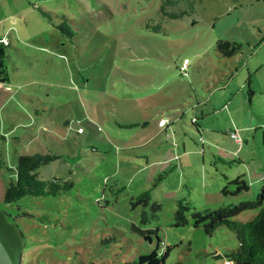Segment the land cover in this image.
Returning <instances> with one entry per match:
<instances>
[{"label":"rangeland","instance_id":"374dc122","mask_svg":"<svg viewBox=\"0 0 264 264\" xmlns=\"http://www.w3.org/2000/svg\"><path fill=\"white\" fill-rule=\"evenodd\" d=\"M160 2L0 0L9 74L0 82V202L19 155L41 146L60 156L40 176L74 183L2 206L23 212L24 264H142L140 254L161 256L167 247L164 264H234L226 255L239 246L236 233L226 224L208 233L192 212L261 191L263 178L252 186L249 174L264 173V0H185L182 16L162 20ZM65 19L73 37L59 26ZM149 19L161 21L160 30L144 28ZM218 39L242 45L227 56ZM213 85L219 89L211 93ZM211 102L217 110L202 117ZM168 107L187 109L184 122L159 124L157 110ZM166 140L170 151L188 154L166 162ZM187 157L194 182L184 168L171 169ZM241 165L249 190L225 195L223 174ZM147 188L157 210L136 197L131 203ZM180 200L191 209L177 226ZM259 210L231 219L247 221ZM134 224L158 229L150 240Z\"/></svg>","mask_w":264,"mask_h":264},{"label":"trees","instance_id":"16d2710c","mask_svg":"<svg viewBox=\"0 0 264 264\" xmlns=\"http://www.w3.org/2000/svg\"><path fill=\"white\" fill-rule=\"evenodd\" d=\"M185 0H161L158 9L160 20L164 16L180 17L186 10L182 8ZM171 8L168 10V8ZM153 19L146 20L143 27L150 30H160L162 22L152 24ZM66 25L67 27H64ZM69 37H73L74 31L65 19L59 25ZM240 42L218 39L216 48L224 55H231L241 47ZM6 58V43L0 37V82L9 80ZM161 120V119H160ZM163 125L167 124V119L164 118ZM161 124V121L160 123ZM60 155L53 153L51 150H44L42 146L34 153H22L18 157L16 165V178H11L7 184L2 202H0V239L4 242L12 259L17 264H24L25 249L28 247V239L25 231L19 224V217L22 215L18 212L16 215L10 214L4 209L3 205H11L17 203L22 197L27 195H57L70 190L74 183L71 180H60L59 178H42L39 173V168L46 163L57 159ZM238 187L234 190H229L228 186L222 188L225 194H239L247 192L250 186L245 180H235ZM232 183V182H230ZM150 188H147L141 194L133 195L136 197L135 202L144 201L145 204H150L151 194ZM184 200V199H183ZM180 200L176 211L177 226L187 223L185 211L191 209L186 201ZM151 206L157 210L160 203L157 201L151 203ZM260 206L258 214L247 221H237L231 217L238 212ZM19 207V206H18ZM195 226H203L206 232L211 233L217 226L226 224L231 230L236 233L239 240V246L227 253V260H231L234 264H264V181L261 186V191L256 199L242 200L238 203L222 205L218 209H214L207 213H201L198 210L192 212ZM138 228H136V227ZM134 228L142 233L146 232L145 237L151 240L150 233L156 231L158 228H149L144 232L138 225L134 224ZM159 243L161 240L158 238ZM158 243V245H159ZM157 245V246H158ZM163 247L166 245L162 242ZM165 252L159 256L157 250L150 253H143L139 256L140 263L145 264H164L165 257L168 255L169 248H165Z\"/></svg>","mask_w":264,"mask_h":264},{"label":"crops","instance_id":"0c3cea01","mask_svg":"<svg viewBox=\"0 0 264 264\" xmlns=\"http://www.w3.org/2000/svg\"><path fill=\"white\" fill-rule=\"evenodd\" d=\"M251 82L252 81H250V86H252L251 85ZM218 86L219 85H213V87H212V89H214V90H212V89H210L209 91H211V93L213 92V91H215V90H217V89H219L218 88ZM223 87V86H222ZM198 106L200 105V101H198L197 103H196ZM194 105V103H192L191 105H188L187 107H188V111H187V109H183V112H180V110H175V109H173L172 107H168L167 109H165V110H157V112H156V118L154 117V119L156 120V121H160V119H164V118H166L167 119V124H168V122H169V126L170 125H172V124H174L175 122H177V121H180V122H184V118H186L185 116V113H186V111L187 112H189L190 110L189 109H192V106ZM195 107L193 106V109H194ZM196 109V108H195ZM198 109V108H197ZM217 110V107H216V105H215V103L214 102H211V105L209 106V107H207V106H204V107H202L201 106V115H202V117H204L205 115H208V114H210V113H212V112H215ZM193 117H195V116H193ZM192 117V118H193ZM190 119L191 120V122L192 123H194L195 125H197V127H198V123L196 122V120H197V118H196V120L194 121L193 119ZM148 122L147 121H145L144 123H142L141 125L142 126H145L146 124H147ZM136 125H139L140 126V124H139V122H136L135 123ZM159 136V133L158 132H156V136L154 137H152V140L150 141V142H153L154 140H155V138L156 137H158ZM263 140H264V133H263ZM145 142V144H142V145H146L147 143H146V141H144ZM166 142H167V140H166ZM166 146H168V149H167V151H166V156H165V161L167 162V161H173V158L175 157V156H179V157H181L182 155H187L188 153H185V154H180V153H178V152H173L172 150L170 151L169 150V148L170 149H174L173 147H172V145L171 144H169L168 142H167V145ZM162 147H163V143H162ZM183 152H188V150H187V147H186V143H185V141L183 140V142H182V153ZM203 157H206V155L205 154H203L202 155ZM146 157V161H148L147 160V158H149V157H147V156H145ZM187 162L186 163H182V161H181V165H175V166H172L171 167V169H172V171H176L175 169L176 168H178V167H182V168H184L185 170H186V173H187V176H188V180L190 181V182H194V180H193V178L191 177V175H192V168L193 167H196V165H195V163H194V160H193V163H194V165H193V163L191 162V160H190V158H188L187 157ZM245 160H243L242 161V163L244 162ZM230 162H232V161H230ZM149 164V162H147V165ZM193 165V166H192ZM239 168H241V171L240 172H238V171H236V173H234V172H229V173H224L223 175H224V179H225V181H226V185H224L223 187H225V186H228V184L230 183V182H233V181H235V180H237V179H239V180H245L246 182H247V184L250 186V183L249 182H251L252 183V186L253 185H255L256 183H258L259 182V180L261 179V178H263L262 179V181H264V173L263 174H261V172H258V175H257V177L255 178V179H253L252 177H253V175H252V172H250V174H249V178H251V180L248 182L247 181V179L245 178V176H244V174H245V172H242V169L244 168L243 167V165H241V166H239ZM182 170V169H181ZM168 173H170V172H168ZM261 174V175H260ZM222 187V188H223ZM225 194V193H224ZM226 195V194H225Z\"/></svg>","mask_w":264,"mask_h":264},{"label":"water","instance_id":"95a60500","mask_svg":"<svg viewBox=\"0 0 264 264\" xmlns=\"http://www.w3.org/2000/svg\"><path fill=\"white\" fill-rule=\"evenodd\" d=\"M238 187V183H230L228 185L229 190H234ZM0 264H17L12 259L11 255L8 252L7 247L4 242L0 239Z\"/></svg>","mask_w":264,"mask_h":264},{"label":"built area","instance_id":"2783aa9c","mask_svg":"<svg viewBox=\"0 0 264 264\" xmlns=\"http://www.w3.org/2000/svg\"><path fill=\"white\" fill-rule=\"evenodd\" d=\"M193 120L195 121L196 118H194ZM160 121H161V123H163L165 120L164 119H161ZM230 133H231L232 136H234V137H236L237 139L240 140V138H238L237 133L235 131H230Z\"/></svg>","mask_w":264,"mask_h":264}]
</instances>
